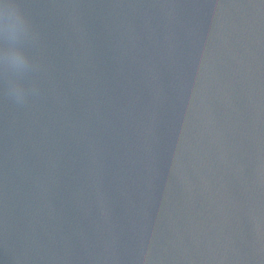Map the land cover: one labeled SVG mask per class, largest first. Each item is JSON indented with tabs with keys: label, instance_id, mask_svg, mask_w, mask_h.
<instances>
[{
	"label": "water",
	"instance_id": "water-1",
	"mask_svg": "<svg viewBox=\"0 0 264 264\" xmlns=\"http://www.w3.org/2000/svg\"><path fill=\"white\" fill-rule=\"evenodd\" d=\"M87 264H264V0H101Z\"/></svg>",
	"mask_w": 264,
	"mask_h": 264
},
{
	"label": "clouds",
	"instance_id": "clouds-1",
	"mask_svg": "<svg viewBox=\"0 0 264 264\" xmlns=\"http://www.w3.org/2000/svg\"><path fill=\"white\" fill-rule=\"evenodd\" d=\"M33 37L32 26L15 0H0V88L18 105L35 91L21 83L34 68L25 51Z\"/></svg>",
	"mask_w": 264,
	"mask_h": 264
}]
</instances>
